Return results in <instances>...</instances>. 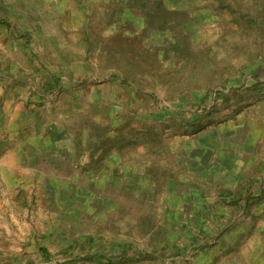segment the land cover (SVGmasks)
Wrapping results in <instances>:
<instances>
[{
    "label": "rangeland",
    "instance_id": "374dc122",
    "mask_svg": "<svg viewBox=\"0 0 264 264\" xmlns=\"http://www.w3.org/2000/svg\"><path fill=\"white\" fill-rule=\"evenodd\" d=\"M7 1L0 264H264V0Z\"/></svg>",
    "mask_w": 264,
    "mask_h": 264
},
{
    "label": "crops",
    "instance_id": "0c3cea01",
    "mask_svg": "<svg viewBox=\"0 0 264 264\" xmlns=\"http://www.w3.org/2000/svg\"><path fill=\"white\" fill-rule=\"evenodd\" d=\"M38 1V0H37ZM9 7L10 15L12 14V10L10 8V5L8 6V1L7 0H0V19L1 17L7 16V13H2L1 11L7 10ZM12 29V26H9L6 23V20H0V47L3 48H12L14 43L11 41L10 34L8 33V30ZM0 60H4L5 62H8L10 60L9 57L5 56L0 58ZM3 97V90L0 88V98ZM21 111H15L14 110V115L11 118L7 128L4 129L1 127L2 124H0V133L2 134L1 136L8 137L9 140H12L14 137L19 139L20 136H22V130H24V125H21L20 123V117H21ZM5 138H0V142L6 140ZM14 140V139H13ZM25 143V142H24ZM1 144V143H0ZM23 145V142L21 143ZM20 153L19 160L24 158L25 149L24 146L22 149L18 152Z\"/></svg>",
    "mask_w": 264,
    "mask_h": 264
},
{
    "label": "trees",
    "instance_id": "16d2710c",
    "mask_svg": "<svg viewBox=\"0 0 264 264\" xmlns=\"http://www.w3.org/2000/svg\"><path fill=\"white\" fill-rule=\"evenodd\" d=\"M249 192H251V190Z\"/></svg>",
    "mask_w": 264,
    "mask_h": 264
}]
</instances>
